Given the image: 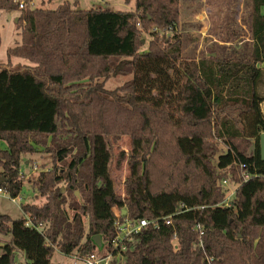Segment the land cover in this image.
Here are the masks:
<instances>
[{"label":"trees","instance_id":"1","mask_svg":"<svg viewBox=\"0 0 264 264\" xmlns=\"http://www.w3.org/2000/svg\"><path fill=\"white\" fill-rule=\"evenodd\" d=\"M21 1L0 0V10L18 12L7 58L30 63L0 64V188L19 195L24 154L46 153L50 166L27 180L42 202L0 214L9 238L0 264H13L16 250L26 264H50L55 248L82 256L92 236L116 235L117 214L157 221L126 242L122 264H264V0H250L248 55L197 59L182 55L180 0H134L127 11ZM128 73L105 89L109 76ZM123 137L119 194L110 146ZM224 179L236 185L229 206Z\"/></svg>","mask_w":264,"mask_h":264},{"label":"rangeland","instance_id":"2","mask_svg":"<svg viewBox=\"0 0 264 264\" xmlns=\"http://www.w3.org/2000/svg\"><path fill=\"white\" fill-rule=\"evenodd\" d=\"M61 1L63 0H30V5L36 7L41 6L45 8H54ZM67 1L71 3L73 0ZM207 4L212 11V29H216L215 27H217V21H219L220 23L223 22V20H226L227 18L232 19L236 15L239 18L241 24L244 25L246 29L249 28L248 25L250 23L251 16L250 0H207ZM183 5H185L184 2ZM77 6L78 8L83 9H89L91 7H101L111 10L127 11L133 9L134 0H129V2L127 3L125 2V0H77ZM17 16V11L6 12L0 10V64L8 63L10 65V68H16L18 65L21 64H30L28 60L23 58L11 57L9 60L7 58V49L19 42V29L16 26ZM221 26H225V28L227 27V29H231L230 26L228 27L227 23L221 24ZM233 28L234 27H232V29ZM237 31L239 32V34H241V32L244 30L237 29ZM148 40L149 36L144 34L142 40L143 45L141 46V49L146 48ZM190 40L192 42L194 41L193 38ZM237 42L241 43V40H238ZM186 44L189 43L187 42ZM131 77V73L111 75L104 81V87L107 90H114L121 86L124 82L130 80ZM257 90L258 93L262 97H264V69L262 71ZM4 145V142L0 141V147L3 148ZM122 149H129V139L127 137H123L121 140L117 141V143H113L110 146L111 161L109 169L110 174L114 179L115 190L119 194L123 193L122 183L128 174L125 162H123L119 168L116 167V163L119 158L118 152ZM34 166L36 167V169H34ZM49 166L50 157L46 153L38 151L34 154H24L23 161L21 162V165L19 166L18 170L20 177L25 180L23 182L22 189L19 195L15 197L13 201L10 199L11 196H9L8 194L0 196V214H7L12 218H16L22 214L20 208V205L22 203L42 202V198L39 197L37 190L33 188L30 182H28L27 180L31 179V177L33 176H36L42 167L49 168ZM235 187L236 185L228 180L227 186L223 187L225 190V201H231L234 195L233 190L235 189ZM115 212L118 213L119 211L116 209ZM8 240V237L0 236V245H2L6 241L8 242ZM13 264H26L24 255L21 251H15V261ZM50 264H81V262L78 259H74L71 256L63 254L61 251L55 248L54 253L50 259Z\"/></svg>","mask_w":264,"mask_h":264},{"label":"crops","instance_id":"3","mask_svg":"<svg viewBox=\"0 0 264 264\" xmlns=\"http://www.w3.org/2000/svg\"><path fill=\"white\" fill-rule=\"evenodd\" d=\"M183 2L185 5H183ZM211 12L207 0H180V20L177 30L182 33V55L195 59L202 56L218 55L237 58L242 55H248L252 48L250 23L248 30L241 24L236 15L232 19L227 18L220 23L217 21V27L214 30L212 29L213 19ZM225 23L231 29L221 26V24ZM232 27L234 28L232 29ZM237 29L244 31L239 34ZM192 38L193 42L190 40ZM238 40H241V43L237 42ZM187 42L189 44H186ZM260 106L264 114V97Z\"/></svg>","mask_w":264,"mask_h":264},{"label":"built area","instance_id":"4","mask_svg":"<svg viewBox=\"0 0 264 264\" xmlns=\"http://www.w3.org/2000/svg\"><path fill=\"white\" fill-rule=\"evenodd\" d=\"M18 3V7L22 8L24 2L21 0H13ZM34 169L36 167L34 166ZM244 180L248 178V175H244ZM228 180L224 179L221 182L223 187H226ZM235 189L233 190L234 193ZM8 194L3 188H0V196ZM13 201L14 198L10 197ZM221 205L229 206L230 201H225V199L221 202ZM117 214V213H116ZM115 221L116 226V235L110 240V242L104 243L102 241L101 248L95 247L93 250L87 252L86 254L80 256L78 253L73 252L67 256H71L74 259H78L81 264H122L124 262V252L126 250V242L129 241L133 234L138 233L143 227L147 224L152 225L153 227L157 226L156 220H146V219H124L120 221L118 218ZM25 225L31 229H35L37 231H42L41 223H34L30 220L28 215H24ZM168 223V221H167ZM175 236L173 238V243H175ZM47 243L49 244L48 240Z\"/></svg>","mask_w":264,"mask_h":264},{"label":"water","instance_id":"5","mask_svg":"<svg viewBox=\"0 0 264 264\" xmlns=\"http://www.w3.org/2000/svg\"><path fill=\"white\" fill-rule=\"evenodd\" d=\"M259 152H260V157L262 160H264V133H261L259 135ZM77 194V192H76ZM124 213V211H123ZM92 243L95 247L101 248L102 246V239L100 235H94L91 237Z\"/></svg>","mask_w":264,"mask_h":264}]
</instances>
